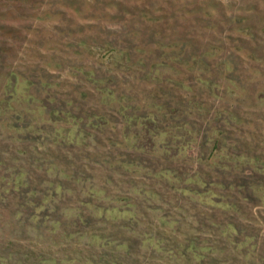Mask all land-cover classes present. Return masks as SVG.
<instances>
[{"label":"rangeland","instance_id":"rangeland-1","mask_svg":"<svg viewBox=\"0 0 264 264\" xmlns=\"http://www.w3.org/2000/svg\"><path fill=\"white\" fill-rule=\"evenodd\" d=\"M123 51L141 62L115 64ZM157 63L170 66L156 82ZM8 71L0 264H264V0H0V96ZM91 72L122 100L105 106ZM152 102L168 109L155 126L175 128L168 153L148 133L133 148L138 127L125 129L121 107L145 114ZM81 129L85 141L55 142ZM127 205L134 220L97 212ZM191 245L203 260L183 254Z\"/></svg>","mask_w":264,"mask_h":264},{"label":"trees","instance_id":"trees-1","mask_svg":"<svg viewBox=\"0 0 264 264\" xmlns=\"http://www.w3.org/2000/svg\"><path fill=\"white\" fill-rule=\"evenodd\" d=\"M113 59H114L113 62L115 64L121 63L123 65H129V64H133V63L139 64L141 62V60H140V62L139 61H133V57L131 56V54L128 53V52H124V51L120 52V54L119 53L116 54ZM166 65H169V64H166V63L152 64L150 66L151 70L148 73L149 79L151 81H156L157 82L159 74L162 73L161 72V66L162 67L163 66L168 67ZM90 75H91V82H92V84L94 86V90L103 99H105V101H103L102 103L105 106H107V104L110 103V101H112L114 98L117 97L116 96L117 93L115 91L109 90V88L106 87V81L101 75H99V74L98 75H94L93 72H91ZM16 79H17V75H16L15 71H8L3 76L5 95L0 96V112H1V114L6 113L7 110L10 109V102H11L12 98H15V95H16V88H15ZM183 88H185L187 90L186 86H184V85H183ZM7 94L10 96V98H6L5 97V96H7ZM30 95L31 94H28V96H27V98H25V100L26 99L27 100L32 99ZM84 96H86V95H84ZM124 96H126V94ZM108 98H111V100L109 101ZM119 98H116L114 100H118ZM119 100H122V99L120 98ZM67 104H69V103L67 102ZM194 105H195V109H198V111H201L202 109H204V107L202 105H200L199 103H197V102H194ZM41 107H43V106H41ZM157 108L159 109V111H165L163 114L167 113L166 112L168 110L167 108H165L162 104H157L155 102L150 103V110L148 112H146L145 114H140L138 112H135V113L134 112L133 113L127 112L128 105L121 107V114H122V116H124V118H126V122H127V125L125 126V129H126V127H131L133 125L138 127V130L135 131L137 133L135 135V137H134L135 140L132 143V145H133L132 147L133 148L138 149L139 142L141 140H143L145 134L148 133V134L152 135V138H151L152 143H153V141L155 142V140H154L155 138H159V140H160L163 137V139L160 140V142L162 144V147L165 149V152H167V153L169 152L168 149L171 148V144H170L171 142H170V140L168 138L173 136L172 130L175 129V128H174V126L173 127L167 126L166 128H159V127L157 128L155 126V124H156V122L158 120L157 112H155V110ZM130 110H131V108H130ZM66 112H67L66 113L67 115H65V116H67L66 119L72 120L74 122V125L76 126V129H77L79 127V123L75 122V120L77 119V116L72 115V114L70 115L69 113H71V111H66ZM58 113H59V111H58ZM53 116H59L57 114V111H55L53 113ZM105 118H106V115L104 113H102L100 111L99 112H93L91 115H89L90 122H88L85 126H88V125L92 124V121H94V120L103 121ZM186 124H184L182 122H180V123L176 122V125H175L176 128H177L176 130H178L181 133V137L183 136L184 138H185V136L187 137V135H189L191 133L187 128H185ZM97 126H99V125H97ZM83 132H85V130H83V129H81L80 131L76 130L75 133H73V134H72V131H71L67 135V137L66 136L62 137L60 135L61 133H60V130H59L57 132L58 134L55 136L56 137L55 142L58 143V144H62V143H69V144L77 143L78 144L79 143L78 142L79 141L78 140L79 137L84 139V141L89 137V136L86 137V135H83ZM152 132H154V133H152ZM219 142H220L219 138H217V140H215V143L218 144ZM184 148H186V146H184ZM18 155L20 156L21 154H18ZM17 160H18V158H17ZM1 165H3L2 164V160H0V166ZM127 166L128 165H126L125 167L127 168ZM52 167H53V169L50 168L48 171H54V170L59 171L60 175H61V179L70 180L73 177L70 173L66 172L64 169H61V168L58 169L57 165L52 166ZM28 174H29V171L26 170V169H23V170H20V171L16 172L14 174V177H13L14 184L16 186L17 185L18 186H25L24 180H26L25 178H26V176ZM162 175L166 176L165 173L162 174ZM76 181L78 182L79 179H77ZM62 184H63L62 182H59L58 185H56L54 188H50V190L47 191V194H46V196L44 197V200H43V204L45 203V201L50 200L51 198L54 199L55 195H60L61 191H65L64 190V186ZM197 185H199V184H197ZM52 186L53 185L50 184L49 187H52ZM259 186H260V184H259ZM182 191H184L186 193L190 192L191 194H194L193 192L201 193L197 189L193 190V189H190V188H187V189L183 188ZM89 192L91 193L90 197H93L94 195L95 196H101V194L103 193V191L101 189H99V191H96L94 188L90 189ZM146 193L147 192H143V194H146ZM31 194L33 196L34 192H32ZM213 196H215V194H213ZM89 204L90 203H88V205ZM215 204L219 205L220 203L216 202ZM130 207H131L130 205H127L126 207H124V206L111 207L110 209L108 208L106 210H104V208L100 207L97 210V212L102 214V216L104 215V212H105V218L106 219H114L115 215H116V217H119L120 215H122L123 219H126L127 216L128 217L130 216V218L134 220L135 216L133 214V211L131 209H129ZM145 241H148V238L145 239L143 242H145ZM204 249L205 248L198 249V248H196L195 246H192V245L191 246H186V249L184 250L183 254L190 253L192 255V259H194L196 261H201V260L204 259V256L201 254V253H203Z\"/></svg>","mask_w":264,"mask_h":264}]
</instances>
